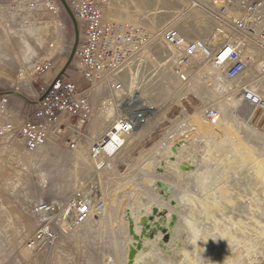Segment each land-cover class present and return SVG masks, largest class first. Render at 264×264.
I'll return each mask as SVG.
<instances>
[{
	"label": "rangeland",
	"instance_id": "374dc122",
	"mask_svg": "<svg viewBox=\"0 0 264 264\" xmlns=\"http://www.w3.org/2000/svg\"><path fill=\"white\" fill-rule=\"evenodd\" d=\"M253 1L107 0L103 11L106 21L130 29L138 18L154 41L120 65V96L110 85L94 87L86 94L85 105L59 121L57 133L42 149L28 152L15 135L20 120L33 111L35 104L9 92L37 101L64 68L75 41L74 29L58 0H53V8L49 0H0V94H4L0 96V264H127L133 243L127 217L141 199L148 198L175 213L177 222L168 239L156 232L161 245L145 248L143 253L150 251L153 256L144 258V264H189V260L223 264L233 255L238 256L234 264H264V213L253 214L248 208L249 198L229 201L224 184H215L218 170L210 164L212 154L201 153L194 174L181 182L171 171L157 168L150 173L155 177L150 186L144 182L143 171L145 160L158 157L171 134L177 129L190 131L188 120L193 116L204 120V110L211 108L225 123L242 129V139L256 155L264 154V117L243 104L235 108L238 97L216 93L215 84L213 87L197 79L189 84L179 82L172 65L176 52L155 40L167 26L189 40L213 43L236 37L243 45V54L264 57V50L255 44V33L241 35L231 28L235 19L248 17L247 6ZM77 28L78 49L81 33ZM253 30L257 32L255 27ZM77 49L63 76L74 82L77 91H83L88 86L76 69ZM47 61L48 71L40 74L39 68ZM261 62L251 65L245 81L264 95V76L257 74ZM204 71L214 83L213 71L207 66ZM223 85L226 88L230 83ZM136 99L154 108L148 123L112 157L90 159L91 144L108 133L118 110ZM234 173L229 181L238 184L236 191L250 193L254 179ZM200 177L202 182L198 181ZM157 182L174 190L162 192ZM88 193L94 201L92 214L85 223L75 226L71 208ZM235 193L232 191L233 196ZM164 195L168 199H163ZM253 195L254 206H263V194L256 191ZM184 196L200 214L198 220L190 216L189 206H182L183 212L170 206L171 199L177 203ZM205 199L208 206L203 204ZM215 205L223 210L218 211ZM221 220L222 226L217 227ZM243 227L247 229L242 232ZM245 240L250 241L249 252L241 245ZM150 241L143 239L144 243Z\"/></svg>",
	"mask_w": 264,
	"mask_h": 264
},
{
	"label": "built area",
	"instance_id": "2783aa9c",
	"mask_svg": "<svg viewBox=\"0 0 264 264\" xmlns=\"http://www.w3.org/2000/svg\"><path fill=\"white\" fill-rule=\"evenodd\" d=\"M48 1V0H47ZM52 4L53 0H49ZM107 0H66L76 23L80 29L81 41L77 49L78 62L76 69L87 89L77 91L73 82L62 78L54 79L51 88L44 90L46 95L41 101L35 103L33 111L23 116L17 126L16 137L23 143L28 152H37L42 149L49 139L57 133L60 120L68 119L75 114L85 103L86 92L96 86L121 89L118 80L119 67L122 62L133 53L138 52L145 45L153 41L150 30L135 18V25L130 29L122 24L106 21L103 16ZM50 6V5H49ZM247 18L235 19L231 24L234 33L247 35L255 33V44L264 50V0H254L247 6ZM259 21V25L257 23ZM254 27L257 29L255 32ZM167 47L171 46L176 52L172 65L177 79L182 84H189L197 79L210 83L216 93L240 94L242 101L253 112L264 117V95L254 87L246 85L247 72L253 63L260 59L263 62L257 65V74L264 76V57L248 52L243 54L241 45L236 37L222 42L205 41L201 39H186L176 29L165 28L161 36L155 38ZM50 62L39 68L40 74L48 71ZM214 73V83L209 80L204 67ZM209 80V81H208ZM228 81L230 85L224 88ZM43 93V94H44ZM130 102V101H129ZM127 102L123 109L118 110L117 118L112 122L107 134L91 145L88 156L101 157L104 153L99 149L105 147V142L116 141L118 153L127 143V139L136 131L144 127L151 118L152 109L147 104L135 105ZM3 105L5 100H3ZM85 105V104H84ZM205 116L214 122L218 116L216 109H205ZM264 131V126H263ZM74 149V146H71ZM111 155L110 157H112ZM107 158V157H106ZM94 205L90 193L85 198L75 202L72 206V223L78 225L85 222L92 214ZM69 220V218H68Z\"/></svg>",
	"mask_w": 264,
	"mask_h": 264
},
{
	"label": "bare ground",
	"instance_id": "6f19581e",
	"mask_svg": "<svg viewBox=\"0 0 264 264\" xmlns=\"http://www.w3.org/2000/svg\"><path fill=\"white\" fill-rule=\"evenodd\" d=\"M257 23L259 25L258 20H257ZM165 28H171V27L166 26ZM163 29L159 31L160 36H161V32ZM168 48L174 51L171 46H169ZM133 84L134 82L131 83V87H130L131 90H132ZM113 90L116 96H120L123 93V90L121 89L118 90L116 89V87H114ZM93 91H94V88L86 92L84 95L88 93H92ZM235 96L238 97L237 102H236V107L234 106L235 108L239 106L238 107L239 109L240 106L242 107V104L244 105V107L248 106L242 101L240 94H235ZM133 103H135V105H140V106L142 105L141 99H136V101H134ZM109 104H110V101L104 104L102 112L105 109H107ZM150 109H152L151 111V116H152L154 108L150 107ZM248 109H251V108L248 106ZM204 117H205L204 120H206L207 122L209 121L210 123H207L204 120L200 119V116L191 117L188 120L189 122H191L190 126H192L190 131L187 132L181 129L179 130L177 129V133L174 135L171 134L170 137L166 140L165 147L163 148L162 152L158 155V157H152V158L149 157L147 160H145L144 165H143V171L146 172V177H145L144 182L150 186L155 183V180H154L155 177L153 176L151 177L150 173L151 174L155 173V169L157 168L159 169L161 168L165 172L171 171L175 179L181 182L183 181L184 177H189L192 174H194L193 169H188L186 171L184 167L194 166L197 160H199L201 153H202V156H204L205 154L206 155L212 154V158H214V160H211L210 164L215 165L218 170V173H214L215 184H218V183L224 184V189L226 192L224 195H228L229 201L235 202L244 197L249 198L250 200V205L248 206L249 210L253 214L258 213V212L264 213V204L263 206H259V207L254 206L255 200H254V195H253L254 192L256 191L261 192L263 194V201H264V154L256 155L251 150L248 143L242 139L241 137L242 129L235 124L225 123L223 121L222 116H220V114H218L214 122L208 120L205 115ZM243 127L247 129L246 125H243ZM115 144H118V143H116V141L112 142V141L107 140L105 142V147L102 146L99 148L104 153V155L102 157L100 155L98 158L90 157V159L100 160V159H105L106 157L109 158L111 155L114 154L116 150ZM91 145H95L96 147L97 145L96 141L92 143ZM172 148L175 149V153L172 152L171 150ZM176 160L177 162H175ZM251 165H253L252 167L253 170H249ZM232 173H234L235 175H238L240 173L243 179L250 178V177L254 179L255 181L254 185L249 186L250 193L243 194L239 190L236 191V189H238L236 188L238 184L237 183L233 184L232 182L229 181ZM198 181L202 182L203 177H200ZM212 184L213 183H211L210 186H212ZM234 190L236 193L233 196L232 191ZM163 191H164V188H162V192ZM216 193L224 196L223 194H220V192H216ZM163 197H164L163 199L165 200L168 199L166 195H164ZM170 201H174V200L171 199ZM170 201H169V204H170ZM153 202L154 201L149 198L146 199L145 201L141 199L136 204V206L133 208L132 212L128 214L127 221H128V218L132 219L133 224H134L135 235L139 236L141 229H143V225L149 223L148 216L150 214L151 208L157 205V204L154 205ZM208 203L209 202L206 199L203 202L205 206H208ZM176 205L180 207L185 206V205L189 206L190 216L192 218H195L196 220L199 219L200 214L195 212L193 203L188 204V200L186 199L185 196L181 198L176 203ZM163 206L165 205L163 204ZM215 206L218 208V211L223 210L219 205H215ZM158 208L164 209L167 211L166 218L164 220H161L159 225L167 229L168 231H170V228H169L170 215L175 214V213H169V211L166 208H162V207L161 208L158 207ZM174 208L177 210L175 206ZM183 211H180V212H183ZM83 223H80V225ZM222 223H223V220L219 221V223L217 224V227L222 226ZM149 225L150 226H149V230L147 231V233H154L156 235L157 231H156L155 224L149 223ZM188 225L189 227H191L190 224ZM246 229L247 228L243 227L242 232ZM131 238L133 240V237ZM145 238H141L142 248L141 250L137 251V252L141 251V253H138L136 256H134L133 258L134 261L132 264H144V261H143L144 258L149 259L153 256L150 251H147L145 255L143 253L145 251V248L149 245H151L152 247H156L158 241H161V236L159 234H157L155 238H152L150 242L144 243L143 239ZM144 241H147V240H144ZM133 243H134V240H133ZM133 243H132V246L130 247H133ZM241 245L242 247L246 249V252L250 251L251 246H250L249 240L243 241ZM143 255H145V257ZM184 255H186V252H184ZM236 260H238V256L233 255L230 258L226 259L223 262V264H234ZM189 264H197V263L194 260H189Z\"/></svg>",
	"mask_w": 264,
	"mask_h": 264
},
{
	"label": "water",
	"instance_id": "95a60500",
	"mask_svg": "<svg viewBox=\"0 0 264 264\" xmlns=\"http://www.w3.org/2000/svg\"><path fill=\"white\" fill-rule=\"evenodd\" d=\"M59 3L61 4L62 8L64 9V11L66 12V14L68 15L71 23H72V26H73V29H74V36H75V41H74V44H73V47L71 49V52H70V55L68 57V60L64 66V68L62 69V71L59 73V75L55 78V79H58L60 78L65 70L69 67V65L71 64L72 60H73V57L75 55V52H76V49H77V44H78V41H79V32H78V28H77V23H76V20L72 14V12L70 11L67 3L65 0H58ZM51 88V85L48 87V91L49 89ZM46 91V93L48 92ZM10 94H13L15 96H18L20 97L21 99H23L24 101H26L27 103L29 104H35L36 102L38 101H41L44 96L46 95V93H44L37 101H30L28 100L25 96H23L22 94H20L19 92H9ZM9 93H5V94H9ZM1 95H4V94H0ZM173 153H175V149L172 148L171 149ZM185 170L187 171L188 169H194V166H189V167H184ZM156 187L158 188H164V191L168 190V191H172L174 189L173 186H164L162 182H157L156 183ZM170 206L172 207H176L178 211H182L183 208L180 207V206H177L176 203L174 201H170ZM129 212V211H128ZM167 216V211L164 210V209H159L158 207L156 206H153L151 208V211H150V214L148 216V222L149 223H154L155 224V227H156V231L157 232H160L164 239H168L169 237V232L173 229V226L174 224L177 222V216L175 214H171L170 215V220H169V228H170V231H168L167 229L161 227L159 225V223L161 222V220H164ZM156 220V221H155ZM149 223L147 224H144L143 225V229H141V232H140V235L137 236L135 235V231H134V224H133V221L131 218H128V233H129V236L133 237V240H134V243H133V247H130L129 248V252H128V263L127 264H132L133 263V258L134 256L136 255V252L141 250L142 248V237H146L148 238L149 240H151L153 237H154V233H147V231L149 230ZM159 246L161 245V241H158L157 243Z\"/></svg>",
	"mask_w": 264,
	"mask_h": 264
},
{
	"label": "trees",
	"instance_id": "16d2710c",
	"mask_svg": "<svg viewBox=\"0 0 264 264\" xmlns=\"http://www.w3.org/2000/svg\"><path fill=\"white\" fill-rule=\"evenodd\" d=\"M64 75V74H63ZM63 75L60 77V78H62L63 77Z\"/></svg>",
	"mask_w": 264,
	"mask_h": 264
},
{
	"label": "crops",
	"instance_id": "0c3cea01",
	"mask_svg": "<svg viewBox=\"0 0 264 264\" xmlns=\"http://www.w3.org/2000/svg\"><path fill=\"white\" fill-rule=\"evenodd\" d=\"M69 81V80H68ZM71 82H73V81H71ZM74 83V82H73Z\"/></svg>",
	"mask_w": 264,
	"mask_h": 264
}]
</instances>
